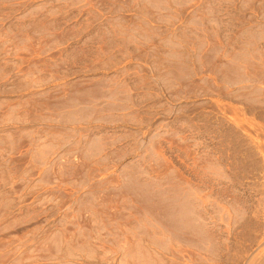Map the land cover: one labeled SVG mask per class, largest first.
Listing matches in <instances>:
<instances>
[{
  "label": "rangeland",
  "instance_id": "rangeland-1",
  "mask_svg": "<svg viewBox=\"0 0 264 264\" xmlns=\"http://www.w3.org/2000/svg\"><path fill=\"white\" fill-rule=\"evenodd\" d=\"M0 264H264V0H0Z\"/></svg>",
  "mask_w": 264,
  "mask_h": 264
}]
</instances>
